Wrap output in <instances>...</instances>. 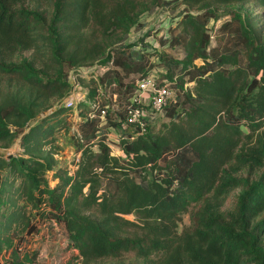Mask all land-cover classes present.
Masks as SVG:
<instances>
[{"label":"trees","instance_id":"16d2710c","mask_svg":"<svg viewBox=\"0 0 264 264\" xmlns=\"http://www.w3.org/2000/svg\"><path fill=\"white\" fill-rule=\"evenodd\" d=\"M183 3L170 39L183 55L162 56L166 73L156 79L157 86L167 83L175 92L163 111L168 121L134 138L126 127V139L107 145L104 131L96 139L97 118L84 115L109 104L108 123L119 127L135 83L151 73V55L137 56L126 44L101 57L83 36L93 20L106 24L105 30H128L134 21L120 7L105 12L100 0H0V147L20 136L24 153L0 156L12 188L5 197L0 189V203L13 207L0 223V253L11 249L6 263L38 264L36 253L23 259L20 245L12 244L13 224L29 229L24 208L30 205L42 220L64 223L78 251L65 264L128 252L143 264H264V0ZM237 3H255L263 12L232 11L220 26L223 43L210 47L207 24L219 17L214 6ZM26 52L34 58L16 61ZM94 64L108 66L93 83L115 93L117 103L102 96L98 107H78L73 134L80 159L71 175L54 173L58 182L51 187L46 173L55 159L43 149L53 141L49 121L71 110L59 105L69 89L68 71ZM253 136L254 143L236 153L240 141ZM104 178L113 190L105 188ZM238 188L235 205L222 210ZM191 204L197 205L191 225L177 234L178 217ZM127 226L144 231L127 235Z\"/></svg>","mask_w":264,"mask_h":264},{"label":"rangeland","instance_id":"374dc122","mask_svg":"<svg viewBox=\"0 0 264 264\" xmlns=\"http://www.w3.org/2000/svg\"><path fill=\"white\" fill-rule=\"evenodd\" d=\"M100 2L102 10L105 12L109 13L111 10H117L118 7H120L123 14L134 21L128 30L115 29L114 27H109L105 30L106 24L101 25L94 20L92 21L90 27L87 28L84 33V43L88 45V47H98L101 57H104L107 52L114 48L132 44V51L135 55H141L143 52L151 55L149 58L153 65L151 73L154 74L155 79L160 78L161 75L166 73L164 59L161 58L162 56L182 57V50L178 45H171L170 39L171 33H177L178 30H176V27L186 9L183 0H100ZM214 8L219 17L210 20L207 24V32L210 36V47H216L223 43L224 35L220 30V26L223 22L231 19L232 11L237 10L242 14H250L252 16L259 15L263 12V9L255 3L216 5ZM194 11L195 9L193 12ZM259 23L264 25V17L260 18ZM221 47H223V45H221ZM24 58L32 59L34 56L31 52H26L16 57V61L20 62ZM196 63L200 64L201 60H196ZM91 67H95V64ZM93 69V74L99 73L97 68ZM82 82L84 87L88 85L87 80H82ZM193 84L192 82L187 83L185 87H192ZM84 109L87 110V105H85ZM44 115L45 113L43 116ZM77 120L78 110L74 108L54 115L49 121L48 125L54 127L52 129L53 141L46 144L43 149L44 152L50 151L55 159L54 170L46 173V178L51 187L55 186L58 182L57 179L53 178L54 173H57V171L61 169L72 172L75 169L77 160L80 159V150H78L76 146V138L73 134ZM167 121L168 118L164 113L153 127L157 128ZM241 129L244 133H249V128L245 124L241 125ZM253 143L254 136L249 139L243 138L236 149V153ZM23 154V148L20 145V136L15 138L8 148L0 147V156L6 159L10 156L17 157ZM157 173L158 172H155V174ZM160 173L167 174V170H162ZM242 174L245 175L244 172ZM153 175L154 173H149V176ZM10 177L11 174L7 167L0 169V189H5L6 192L3 195L4 197L7 195V192H10L12 189L9 185ZM103 181L106 189L113 190L112 181L106 178H104ZM19 182L20 179L17 178L14 185H17ZM240 190V188L235 189L229 194L222 210H230L235 205ZM22 203L23 202L20 201L19 205ZM196 209L197 205L191 204L187 211L179 215L176 229L177 234H180L190 227L191 216ZM12 210L13 207L9 206L7 202L0 203V223L5 220V216ZM24 210L25 215H28L30 218L29 229L13 224L14 233L12 244L20 245V257L24 259V257L27 256L28 259H31L34 253H36L35 262L38 264H65L70 258L78 254V251L71 247L68 232L62 221L42 220L36 212V208L30 205H27ZM127 218L138 223L141 222L135 216H128ZM142 231L144 230L138 226L126 227L127 235H134L136 233L140 235ZM10 250L11 249H6L5 247L3 248L0 253V264H8L5 261L10 258ZM155 257L156 256H153V258ZM79 259L80 258H77L76 261H79ZM28 263H30V261H28L27 264ZM89 264H143V261L141 258H138L134 252H128L117 257L98 258ZM148 264L152 263L149 262Z\"/></svg>","mask_w":264,"mask_h":264},{"label":"built area","instance_id":"2783aa9c","mask_svg":"<svg viewBox=\"0 0 264 264\" xmlns=\"http://www.w3.org/2000/svg\"><path fill=\"white\" fill-rule=\"evenodd\" d=\"M93 68H97L99 73L93 74ZM107 69L108 66L99 64H95V67L87 66L70 69L67 73L69 89L59 105L71 109H78L80 105H87L93 109L101 104L102 96H105L113 105L116 104L117 95L115 93H105L99 84L96 87L93 83V81L98 83V77ZM82 80H87L88 85L84 87ZM155 80L154 74L150 73L135 83L133 95L129 99V107L119 127L108 123L106 112L110 107L109 104L102 105L97 114L89 111L84 115V120L97 118L96 139L99 138L100 132L104 131L103 141L107 145L119 144L122 139H126V127L131 128L132 135L130 137L134 138L144 133L148 126H153L164 115V107L175 94L167 83L157 86ZM114 115L116 116V114ZM74 130H76V127H74ZM73 172L74 170L69 174L71 175Z\"/></svg>","mask_w":264,"mask_h":264}]
</instances>
